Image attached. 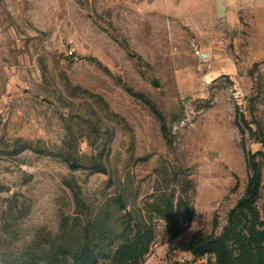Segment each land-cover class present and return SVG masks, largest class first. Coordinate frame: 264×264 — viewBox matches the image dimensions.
Masks as SVG:
<instances>
[{
  "label": "rangeland",
  "instance_id": "1",
  "mask_svg": "<svg viewBox=\"0 0 264 264\" xmlns=\"http://www.w3.org/2000/svg\"><path fill=\"white\" fill-rule=\"evenodd\" d=\"M215 2L0 0V264L110 230L107 264L139 220L142 264H217L186 245L223 235L264 152V0ZM247 221L226 257L264 264Z\"/></svg>",
  "mask_w": 264,
  "mask_h": 264
},
{
  "label": "trees",
  "instance_id": "2",
  "mask_svg": "<svg viewBox=\"0 0 264 264\" xmlns=\"http://www.w3.org/2000/svg\"><path fill=\"white\" fill-rule=\"evenodd\" d=\"M245 154L249 178L244 195L232 212V224L220 237H194L186 245V249L194 255L212 253L217 264H232L226 257V248L227 239L234 234L236 229L235 220H248V226L252 228L249 235L257 242L261 255L264 254V229L258 230L255 226L258 223V225L264 227V222L260 221V216L254 209V205L259 198L261 185V169L258 158L260 157L264 160V152L253 154L245 150ZM165 219L169 225L170 218L166 216ZM168 230L173 233L171 227ZM111 233L110 230H103L93 241V245L87 244L83 247L72 249L69 262L65 259L61 260L58 255H54L47 258L45 264H101L96 251L104 247ZM153 237V230L146 222L142 220L133 224L130 222L121 230L116 250L105 261H107V264H142Z\"/></svg>",
  "mask_w": 264,
  "mask_h": 264
},
{
  "label": "water",
  "instance_id": "3",
  "mask_svg": "<svg viewBox=\"0 0 264 264\" xmlns=\"http://www.w3.org/2000/svg\"><path fill=\"white\" fill-rule=\"evenodd\" d=\"M222 1L223 0H216V2H215V9H216L218 15L221 14V12L223 11Z\"/></svg>",
  "mask_w": 264,
  "mask_h": 264
}]
</instances>
